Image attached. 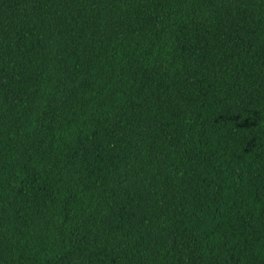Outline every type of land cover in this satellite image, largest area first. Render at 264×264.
<instances>
[{"label": "trees", "instance_id": "16d2710c", "mask_svg": "<svg viewBox=\"0 0 264 264\" xmlns=\"http://www.w3.org/2000/svg\"><path fill=\"white\" fill-rule=\"evenodd\" d=\"M0 264H264V0H0Z\"/></svg>", "mask_w": 264, "mask_h": 264}]
</instances>
